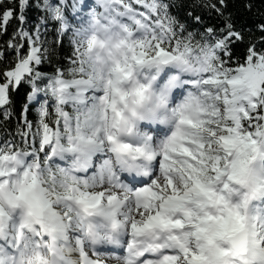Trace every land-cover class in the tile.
<instances>
[{
	"label": "snow or ice",
	"instance_id": "1",
	"mask_svg": "<svg viewBox=\"0 0 264 264\" xmlns=\"http://www.w3.org/2000/svg\"><path fill=\"white\" fill-rule=\"evenodd\" d=\"M243 7L0 0V264H264V0Z\"/></svg>",
	"mask_w": 264,
	"mask_h": 264
},
{
	"label": "trees",
	"instance_id": "2",
	"mask_svg": "<svg viewBox=\"0 0 264 264\" xmlns=\"http://www.w3.org/2000/svg\"><path fill=\"white\" fill-rule=\"evenodd\" d=\"M185 2H189V0H185ZM231 2L233 4L232 10L236 14L239 23H243L245 21L251 20L255 16V12H256L255 9H253L252 13H249L243 7V5L248 2V0H231ZM254 2H256L257 5L259 4V0H254ZM21 92H23V90H21ZM21 102H22V95L21 97L17 98V104Z\"/></svg>",
	"mask_w": 264,
	"mask_h": 264
}]
</instances>
